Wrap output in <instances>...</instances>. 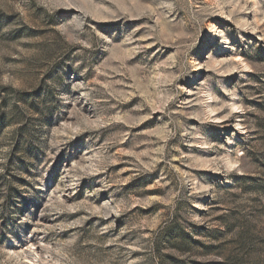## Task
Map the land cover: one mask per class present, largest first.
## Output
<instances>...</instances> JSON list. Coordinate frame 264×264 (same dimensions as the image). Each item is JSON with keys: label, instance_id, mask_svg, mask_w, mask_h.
Masks as SVG:
<instances>
[{"label": "rangeland", "instance_id": "1", "mask_svg": "<svg viewBox=\"0 0 264 264\" xmlns=\"http://www.w3.org/2000/svg\"><path fill=\"white\" fill-rule=\"evenodd\" d=\"M0 264H264V0H0Z\"/></svg>", "mask_w": 264, "mask_h": 264}]
</instances>
